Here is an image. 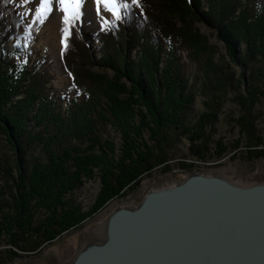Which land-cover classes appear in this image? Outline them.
I'll list each match as a JSON object with an SVG mask.
<instances>
[{
    "label": "trees",
    "instance_id": "1",
    "mask_svg": "<svg viewBox=\"0 0 264 264\" xmlns=\"http://www.w3.org/2000/svg\"><path fill=\"white\" fill-rule=\"evenodd\" d=\"M179 5L215 29L225 59L221 54L214 61L202 37L183 27ZM14 6L0 0V135L9 151L0 161V251L9 258L15 255L12 248L19 254L39 250L135 188L152 170H169L175 159L166 143L170 131L186 139L188 154L197 161L234 155L241 136L245 150L263 155L264 140L254 133L249 108L264 98V0H139V14L129 5L123 17L93 32L96 56L72 25L64 26L69 44L65 59L75 65L70 81L83 97L62 110L28 65L29 52L22 55L19 38H27L20 33L23 16ZM181 49L200 59L203 68L199 88L204 108L189 124L183 119L193 94L175 55ZM231 65L241 66L238 74ZM94 66L109 68L111 74ZM226 99L242 110L239 136L229 147L219 141L217 148L209 147L206 126ZM101 124L112 127L118 144L99 133ZM175 164L190 166L183 160ZM93 176L99 187L87 212L72 192Z\"/></svg>",
    "mask_w": 264,
    "mask_h": 264
},
{
    "label": "rangeland",
    "instance_id": "2",
    "mask_svg": "<svg viewBox=\"0 0 264 264\" xmlns=\"http://www.w3.org/2000/svg\"><path fill=\"white\" fill-rule=\"evenodd\" d=\"M10 1L15 4L14 7H17L18 13L23 16L22 22H20V33L23 32L27 40L20 36L18 45L21 48L22 55L29 52L28 65L30 68L34 66L40 74L39 80L44 82V93L48 95L49 99L54 100L60 110L66 104H70L72 99H81L83 97L82 92L74 89L71 84L72 81H70V73L74 70L75 65L70 61L68 62L67 58L65 59L67 50L65 47L68 44V28L66 27H68V24L72 25L79 39L88 43L87 48L91 52L92 48L98 43L93 32L97 29H105V24L107 25L113 19L117 20L116 15L111 11H107L106 8L100 10L96 7L94 0H81L78 18L72 16L71 6H69V11L65 12V5L60 4L59 0H50L47 5L50 10H44L42 14L40 11L44 7L42 0ZM121 3L129 4L130 8L139 14V9L136 8L137 4H132L131 0H121ZM179 6L180 8L176 7V9L181 15L180 18L185 22L183 27L194 29L196 35L202 37V40L207 43L209 51H212L211 57L214 61L218 60L217 57L221 54L225 59L224 46L221 40H218L215 29L188 15L187 10L181 5ZM120 15L121 17L124 16L123 7H120ZM6 45L8 46V43ZM62 51H65L63 58L61 56ZM133 53L134 49H131L130 56H133ZM92 54V56H96L97 51L92 50ZM175 55L178 56L181 73L186 78V86H189L187 89L193 94V103L183 119L184 122L189 124L204 108L202 104L204 96L199 88L203 68L200 59L189 58L184 49H181L180 52L176 50ZM198 57H202V55ZM15 59H18V55L15 56ZM91 68L98 72L105 71L108 75L111 74L109 68L103 69L96 66ZM231 68L235 75L241 70L239 65H231ZM245 73L244 70V76ZM244 86V83L241 84L239 90L243 91ZM230 96L231 92L227 94L228 98ZM249 111L254 133L264 140V98L254 102ZM241 113L240 106L229 99L224 100L218 106L214 121L207 125L205 129L209 147L217 148L216 141L227 147L233 144V141L239 136L237 118ZM98 131L102 136L114 137V142L118 144V136L111 126L101 124L98 126ZM166 143L170 155L175 157L174 161L170 163L173 166L169 170L161 171L158 168L152 170L149 175L141 178L135 188L126 190L107 201L95 212L85 217L77 226L62 232L35 252L19 254L12 248L11 251L15 252V255L9 258L6 251L1 249L0 264H67L87 237L102 233L103 222L113 209L122 206L134 207L149 189L174 184L190 173L221 174L230 181L241 184H251L264 180V153L259 157L252 156L251 153L245 150L246 143L243 136H241L238 150L234 155L229 157L230 153H228L215 161L206 159V161L201 162L192 159L188 154L186 139L179 134H175V131L169 132ZM8 153L5 139L0 135L1 162L7 158ZM179 160L187 162L190 166L180 167L176 165L175 163ZM98 187L99 179L97 176H93L89 179H82L80 184L73 190L72 196L78 202L81 210L88 212Z\"/></svg>",
    "mask_w": 264,
    "mask_h": 264
},
{
    "label": "water",
    "instance_id": "3",
    "mask_svg": "<svg viewBox=\"0 0 264 264\" xmlns=\"http://www.w3.org/2000/svg\"><path fill=\"white\" fill-rule=\"evenodd\" d=\"M67 264H264V180L190 173L117 207Z\"/></svg>",
    "mask_w": 264,
    "mask_h": 264
},
{
    "label": "snow or ice",
    "instance_id": "4",
    "mask_svg": "<svg viewBox=\"0 0 264 264\" xmlns=\"http://www.w3.org/2000/svg\"><path fill=\"white\" fill-rule=\"evenodd\" d=\"M43 9H41V14L44 10H50L47 8V5L50 3V0H42ZM60 4L65 5V12L69 11V6L72 7V16L78 18L79 8L81 4V0H59ZM103 3L105 7L108 8L114 15H116L117 19L121 18L120 15V7L127 9L129 4L121 3V0H97V4ZM132 4H139V0H131ZM67 34V33H66Z\"/></svg>",
    "mask_w": 264,
    "mask_h": 264
},
{
    "label": "bare ground",
    "instance_id": "5",
    "mask_svg": "<svg viewBox=\"0 0 264 264\" xmlns=\"http://www.w3.org/2000/svg\"><path fill=\"white\" fill-rule=\"evenodd\" d=\"M94 1H95V3H96V7L100 8V10H102L103 8H106V10L109 11L108 8L105 7V5H104L103 3H101V4L98 5V4H97V0H94ZM205 174H208V173H205ZM211 175H219V176L224 177V176L221 175V174H211ZM224 178H226V177H224ZM226 179H228V178H226ZM228 180H229V179H228ZM229 181H230V180H229ZM231 182H233V183H235V184H238V185H240V186H242V185H247V184L237 183V182H234V181H231ZM102 229H103V225H102ZM102 229H101V231H102ZM101 235H102V233H101L100 235H96V236L92 235V236H90V237L100 238Z\"/></svg>",
    "mask_w": 264,
    "mask_h": 264
}]
</instances>
